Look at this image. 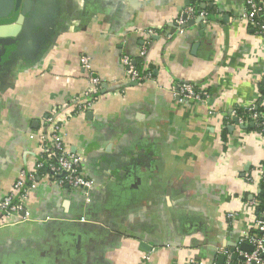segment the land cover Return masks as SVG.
<instances>
[{"label":"crops","instance_id":"obj_1","mask_svg":"<svg viewBox=\"0 0 264 264\" xmlns=\"http://www.w3.org/2000/svg\"><path fill=\"white\" fill-rule=\"evenodd\" d=\"M188 8L195 15L180 29ZM245 9L246 0H0V25L24 16L16 37L0 38V199L20 171L35 172L52 111L93 89L90 75L102 81L91 110L63 131L95 183L89 200L38 174L31 220L0 229V264H224L222 249L249 245L241 233L256 231L246 202L261 189L264 141L235 112L264 105V43ZM125 56L151 77L131 83ZM184 83L210 98H181Z\"/></svg>","mask_w":264,"mask_h":264},{"label":"built area","instance_id":"obj_2","mask_svg":"<svg viewBox=\"0 0 264 264\" xmlns=\"http://www.w3.org/2000/svg\"><path fill=\"white\" fill-rule=\"evenodd\" d=\"M194 15L195 10L188 8L178 17L176 24L180 29L184 28L188 19L194 17ZM200 16L205 17L206 13L201 12ZM242 19L248 21L254 27L264 43V1L246 0V9ZM147 33L152 34V31H147ZM81 64L85 70H91L88 57H82ZM122 64L125 67L127 79L131 83H142L151 77V74L140 71L136 67L134 60L128 56L123 57ZM89 82L94 88L86 91L83 98L54 109L47 118L45 131L39 135L40 150L35 164V172L20 171L18 178L9 191L0 199V229L23 224L31 220L29 202L32 190L36 187L38 174L53 180L60 187L66 186L70 189L82 190L87 199L90 196L95 183L84 174L83 158L68 149L63 132L66 121L74 116L85 114L93 107L102 81L98 76L90 75ZM178 95L183 99L195 101H206L210 98L209 93L201 91L188 83L180 85ZM259 107L256 104L245 106L242 108V112L247 114V117L239 116L237 111L235 116L240 125L253 122L256 127H259L258 131L264 141V111L258 112L257 109ZM261 107L264 108V105H261ZM40 171L43 172L40 173ZM258 172L260 178L257 182L261 183L264 181V163L258 168ZM248 181L251 183L255 182L252 178H248ZM259 203V200L254 197L248 200L246 205L250 210H254ZM235 216L236 214L232 212L227 215V218L233 220ZM255 222L256 231L259 233L251 231H243L241 233V242L252 246L253 251L245 252L240 248L235 251L226 248L222 249L221 254L225 257L224 264H233L234 256L242 258L240 264H264V216L257 218ZM191 264L202 263L192 259Z\"/></svg>","mask_w":264,"mask_h":264},{"label":"water","instance_id":"obj_3","mask_svg":"<svg viewBox=\"0 0 264 264\" xmlns=\"http://www.w3.org/2000/svg\"><path fill=\"white\" fill-rule=\"evenodd\" d=\"M23 20L24 16L19 17L18 21L16 24H11V25H0V38H7V37H16L22 30L23 26ZM136 84V82H134ZM238 121V119L236 120ZM242 247L243 251L245 252H252L253 247L244 244ZM242 259V258H240ZM222 262H224V257L221 258ZM222 264V263H220Z\"/></svg>","mask_w":264,"mask_h":264},{"label":"trees","instance_id":"obj_4","mask_svg":"<svg viewBox=\"0 0 264 264\" xmlns=\"http://www.w3.org/2000/svg\"><path fill=\"white\" fill-rule=\"evenodd\" d=\"M136 67L139 69V66L136 65ZM261 93L264 95V89L261 91ZM258 112H263L264 108H262L261 106L257 109ZM238 115L239 116H243V117H247V114H244L242 112V109L238 110ZM257 130H259V127H256ZM43 171H40V173H42ZM260 192L258 194L257 199L259 200V206L257 207L256 210V214L258 216V218H262V216H264V181L261 182V187H260ZM256 233L258 231H255ZM259 233V232H258ZM233 261L234 262H238V261H242L238 256H234L233 257Z\"/></svg>","mask_w":264,"mask_h":264}]
</instances>
